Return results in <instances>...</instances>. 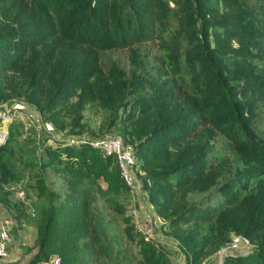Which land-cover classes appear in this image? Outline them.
I'll return each instance as SVG.
<instances>
[{"label":"trees","instance_id":"16d2710c","mask_svg":"<svg viewBox=\"0 0 264 264\" xmlns=\"http://www.w3.org/2000/svg\"><path fill=\"white\" fill-rule=\"evenodd\" d=\"M142 42L153 45L162 76L143 77L139 59L122 70L107 55L127 48L134 56ZM7 87L22 89L58 127L69 101L109 112L107 125L119 123L133 143L147 199L184 252L183 264H199L231 232L253 246L227 257L230 264H264V0H0V100ZM215 132L259 181L254 188L217 183L209 155ZM41 147L32 157L9 133L0 141V203L18 216L21 201L8 199L2 185L37 171L40 236L27 264L52 255L57 261L49 264H74L77 244L91 251L87 264L95 256L107 264L105 225L91 204L98 180L136 247L134 264L166 263L164 248L124 213L130 187L112 155L65 139ZM48 168L66 182L62 197L48 186Z\"/></svg>","mask_w":264,"mask_h":264},{"label":"rangeland","instance_id":"374dc122","mask_svg":"<svg viewBox=\"0 0 264 264\" xmlns=\"http://www.w3.org/2000/svg\"><path fill=\"white\" fill-rule=\"evenodd\" d=\"M134 48L135 46L132 47V49ZM136 48L137 53L134 50V56L128 54L127 48L110 50L107 55L122 70L126 71L132 61L139 59L144 67L143 77L162 76V70L156 69L158 61L154 57L156 52L153 45L149 42H142ZM12 76L17 83L20 77L19 73L16 72ZM3 93L4 99L0 100V128L4 129L5 135L9 133L18 145L32 157H37L40 154L41 146L44 143L77 136L90 139L109 136L118 137L123 143L133 146L132 142L124 140V134L119 128V123L117 125H107L110 121L109 112L95 103L69 101L72 102V106L68 114L57 116L60 120L58 124L62 125V127H58L45 114L40 113L36 107L27 102L22 89L14 90L7 87ZM211 141L212 150L209 151V155L212 160L216 161V169L220 170L217 178L218 184L226 180L231 181L239 184L241 192L249 191L259 184L255 176H247L244 165L240 162L235 150L225 137L215 132ZM28 171L25 170L22 180L18 182L12 180L4 182L2 185L10 190L8 199L16 198L17 191H22L21 193L24 196L21 200L23 206L19 211L20 216L17 215L15 210L0 203V222L8 227L9 235L7 252L4 257L0 258V264H27L37 248V240L40 236L39 226L36 222L38 208L35 207V202H32V199L35 197L33 194L35 177L38 176H36L37 171L29 169ZM141 174L142 171L138 167L134 156L133 185L129 186V194L122 202L124 213L133 222L134 228L140 234L154 240L164 248L165 264H183L184 252L177 245L176 240L169 235L166 220L157 215L147 199V193L140 178ZM45 178L49 188L58 191L62 197L66 189V182L60 173L48 168ZM98 185L99 187L93 191L91 204L93 212L102 219L105 225L103 243L106 248H101H104L111 255L107 264H134L138 256L137 250L132 240L128 239L124 233L121 214L114 211L105 198L102 192L104 182L98 180ZM207 191L189 193L187 200H197L205 195ZM252 246L253 242L248 236L231 232L228 239L207 254L199 264H230L226 260L227 257L247 253L252 249ZM80 249L77 244V250L74 253V255L76 254L74 264H87L86 258L91 251L87 250L84 253V250L81 252ZM101 260L105 261L106 264L105 258L99 259L96 256L91 264H102ZM51 261L53 263L57 261L55 255L50 256L48 261H39L36 264H49Z\"/></svg>","mask_w":264,"mask_h":264},{"label":"built area","instance_id":"2783aa9c","mask_svg":"<svg viewBox=\"0 0 264 264\" xmlns=\"http://www.w3.org/2000/svg\"><path fill=\"white\" fill-rule=\"evenodd\" d=\"M2 114V113H1ZM3 115V114H2ZM5 131L0 128V141L4 138ZM66 142L73 145H78L79 143H86L89 146L101 151L104 154L112 155L119 168V173L126 184L129 186L133 185V166H134V156L133 147L130 144L123 143L118 137H97V138H87V137H72L65 138ZM22 191H17L15 199L21 201L23 198ZM26 198V197H25ZM22 205L23 202L21 201ZM8 227L0 222V258L4 257L7 252V242H8ZM56 262V261H55Z\"/></svg>","mask_w":264,"mask_h":264}]
</instances>
